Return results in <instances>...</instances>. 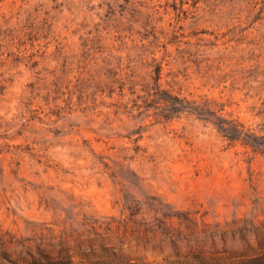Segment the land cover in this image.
<instances>
[{
	"label": "rangeland",
	"instance_id": "obj_1",
	"mask_svg": "<svg viewBox=\"0 0 264 264\" xmlns=\"http://www.w3.org/2000/svg\"><path fill=\"white\" fill-rule=\"evenodd\" d=\"M0 264H264V0H0Z\"/></svg>",
	"mask_w": 264,
	"mask_h": 264
}]
</instances>
